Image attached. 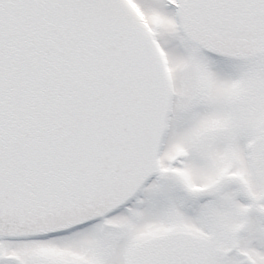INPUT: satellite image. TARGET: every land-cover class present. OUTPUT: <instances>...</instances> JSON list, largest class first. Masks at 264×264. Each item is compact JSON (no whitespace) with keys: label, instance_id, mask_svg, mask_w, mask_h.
I'll return each mask as SVG.
<instances>
[{"label":"snow or ice","instance_id":"1","mask_svg":"<svg viewBox=\"0 0 264 264\" xmlns=\"http://www.w3.org/2000/svg\"><path fill=\"white\" fill-rule=\"evenodd\" d=\"M0 264H264V0H0Z\"/></svg>","mask_w":264,"mask_h":264}]
</instances>
